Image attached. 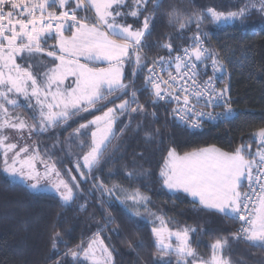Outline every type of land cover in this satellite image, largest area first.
Wrapping results in <instances>:
<instances>
[{
  "label": "snow or ice",
  "instance_id": "obj_1",
  "mask_svg": "<svg viewBox=\"0 0 264 264\" xmlns=\"http://www.w3.org/2000/svg\"><path fill=\"white\" fill-rule=\"evenodd\" d=\"M253 10L264 16V0H247L238 10L227 12L214 7L188 12L175 3L165 6L164 0H0V175L6 183L22 186L30 194H54L62 208H70L82 198L81 181L92 180V187L101 195L99 202L111 206L115 196L137 231L139 222L147 219L155 249L152 264H173L172 257L175 264H234L226 254L232 240L264 248V127L253 132L247 145L241 141L232 151L211 145L180 154L170 147L163 158L159 173L163 189L176 198L185 194L202 210L239 221L236 231L229 233L231 239L218 236L208 245L207 257L197 250L199 243H193L196 234H204L205 229L181 227L164 209L152 211L150 196L139 187H109L97 183L99 177L93 174L102 162H109L111 157L104 160L105 152L130 129L131 121L137 115L141 123L147 118L149 105L139 99L145 93L153 108V122L159 108L174 124L189 131L201 129L205 121L235 118L230 85L216 87L227 69L220 53L207 46L209 33L202 26L209 18L216 26L243 21ZM164 20L179 35L167 33L152 44L157 22ZM193 25L196 31L186 36ZM185 38L187 43L179 47L173 42ZM153 48L165 54L149 60L147 53ZM141 74L143 82L137 87ZM20 108L27 118L13 114ZM216 108L222 111L216 112ZM84 113L93 118L87 120ZM121 117H127L128 123ZM70 121L79 127L65 143L81 153L74 164L79 177L71 168L62 171L63 161L55 158L56 147L64 150L59 135L52 148L45 146L43 152L35 140L33 144L19 143L39 139L53 129L66 131L72 126ZM9 130L17 134L15 141ZM135 131H144L148 142L161 135L159 129L152 132L140 123ZM252 142L257 144L254 153ZM119 150L117 145L113 155ZM142 158V153L134 155V159ZM125 175L131 183L143 174L133 165L126 167ZM105 194L107 201L103 200ZM87 209L85 202L78 210ZM102 219L105 229L117 224L113 231L119 235V224L110 212ZM101 231L98 226L95 239L87 246L81 241L74 248L55 231L53 251L60 257V243L66 250L54 264H67L69 256L72 264H114L112 251L99 239ZM140 246L142 242H129L130 248Z\"/></svg>",
  "mask_w": 264,
  "mask_h": 264
},
{
  "label": "trees",
  "instance_id": "obj_2",
  "mask_svg": "<svg viewBox=\"0 0 264 264\" xmlns=\"http://www.w3.org/2000/svg\"><path fill=\"white\" fill-rule=\"evenodd\" d=\"M246 2L247 0H164L165 6L175 3L188 12L208 7L225 12L236 11ZM251 28L254 30L251 31ZM202 30L209 33L206 37L207 46L214 52L220 53L227 69L224 75L229 80L232 103L238 109L235 118L209 126L203 131L191 133L174 124L163 108L157 110V121L153 122L151 116L153 108L148 94L145 93L139 99L141 104L149 105L147 118L141 123L142 118L137 115L136 119L131 121L130 129L122 137L114 140L105 152L104 160H109L111 157L109 162H102L101 168L95 169L93 174L99 177L97 183L103 182L109 187L113 184L129 188L139 187L150 196L149 207L152 211L164 209L167 215L178 221L181 227L187 224L205 229L204 234H196L193 243L195 246L198 242L197 250L207 257L208 245L218 236H228L231 239L229 233L236 231L238 223L225 219L219 214L202 210L183 193L177 194L178 198L168 193L160 182V166L164 163L163 158L170 147H175L180 154L211 145L223 151H232L241 141L247 145L252 140L253 132L264 127V16L253 10L243 21L238 20L233 24L219 26L212 24L209 18L203 24ZM195 31L193 25L191 32H186V36L192 35ZM167 33H172L173 36L179 35L175 29L168 27L166 20L158 21L150 42L155 44L159 37ZM173 42L179 47L182 43H187V40L175 39ZM48 43L51 44L53 41L50 40ZM164 54L153 48L147 56L153 59L157 55ZM130 71L129 69V73ZM142 82L143 74L137 82V87ZM168 111H171L170 106ZM83 115L87 120L93 118L88 113ZM76 119L79 120V117ZM120 119L128 123L127 117ZM69 123L72 126L66 131L63 128L53 129L44 133L39 139L34 137L33 142L35 140L40 143V151L43 152L45 146L48 149L52 148L59 135L60 145L64 150L61 151L60 146L56 147L55 158L63 161L60 165L62 171L71 168L72 174L75 175V160L81 153L75 146L69 149L65 141L79 124L71 121ZM138 123L142 128H150L152 132L159 129L161 135L151 142L146 141L144 131H135ZM117 145L120 150L113 155V149ZM256 149L257 144L252 142L250 150L254 153ZM141 153L142 159H134V155ZM133 165L138 173L143 175H138V178L130 183L125 175V169L126 167L130 169ZM81 183L82 198L70 208H62L59 198L54 194H30L22 186L6 183L0 175V264H54V261L62 257L66 250L64 243H60L58 245L60 257L53 251L51 237L55 231L61 233V240L66 242L69 248H74L81 241L87 246L90 240L95 239L93 234L98 226L102 229L99 239L112 251L114 264H152L155 249L151 225L148 224L147 219L139 222L140 228L137 231L136 225L126 219L123 206L115 196L111 197L113 202L111 206L106 203L101 204L100 192L92 187L93 181L89 180L86 184L81 181ZM89 191L92 195L88 194ZM108 199L105 194L103 200ZM85 202L88 204L87 211H79L80 205ZM109 212L119 224V235L113 231L117 228V224L104 228L102 218ZM209 232L213 235L207 234ZM129 242L133 245L142 242V246L130 248ZM226 254L230 255L234 264H264V248L251 246L246 241L232 240ZM171 259L175 264V257ZM66 260L67 264H72L70 256Z\"/></svg>",
  "mask_w": 264,
  "mask_h": 264
},
{
  "label": "built area",
  "instance_id": "obj_3",
  "mask_svg": "<svg viewBox=\"0 0 264 264\" xmlns=\"http://www.w3.org/2000/svg\"><path fill=\"white\" fill-rule=\"evenodd\" d=\"M148 58H149V60L152 59V58L149 57V56H148ZM209 63H211V62L209 61ZM146 71H147V69H146ZM209 74H211V71H210V70H209ZM205 78H206V77H205ZM226 85H229V80H228V77L225 76L224 73H223L222 75L219 76L218 81H217V83H216V87H217V88H224ZM171 107H172V106L170 105V108H171ZM232 108L234 109V111H235L236 113L238 112V109L233 105V103H232ZM204 111H212V109H204ZM215 111H216V112H219V111H222V109H220V108H216ZM222 122H225V121H205L201 129H199V130H194V131H189L187 128L182 127V126H180V125H179V126H180L181 128H183V129H185V130L191 132V133H197V132L203 131L204 129L208 128L209 126H215V125L220 124V123H222ZM236 222L238 223V226H239V221H236ZM238 226H237V228H238ZM237 228H236V229H237Z\"/></svg>",
  "mask_w": 264,
  "mask_h": 264
},
{
  "label": "rangeland",
  "instance_id": "obj_4",
  "mask_svg": "<svg viewBox=\"0 0 264 264\" xmlns=\"http://www.w3.org/2000/svg\"><path fill=\"white\" fill-rule=\"evenodd\" d=\"M129 19L131 20V18H129ZM250 30L253 31L254 29L251 28ZM17 113H19L20 115H22V116H24L25 118H27V115H28V114H27V112H25V110H24L23 108L17 109L16 112L13 113V114L15 115V114H17ZM9 131H10L11 134H12V140L15 141V140L17 139V134H16L14 131H12V130H9ZM27 135H28V133L25 132V133H24V136L27 137ZM25 142H27L28 144H33V139H31V140H27V141H25V140H20V141H19L20 144H23V143H25ZM85 171H86V170H85ZM74 172H75V176L79 177L80 174H79L78 172L75 171V168H74ZM73 175H74V174H73ZM45 194H48V193H45Z\"/></svg>",
  "mask_w": 264,
  "mask_h": 264
},
{
  "label": "crops",
  "instance_id": "obj_5",
  "mask_svg": "<svg viewBox=\"0 0 264 264\" xmlns=\"http://www.w3.org/2000/svg\"><path fill=\"white\" fill-rule=\"evenodd\" d=\"M167 191V190H166ZM190 198V197H189ZM190 200L192 201V199L190 198ZM198 205V204H197ZM199 206V205H198Z\"/></svg>",
  "mask_w": 264,
  "mask_h": 264
}]
</instances>
